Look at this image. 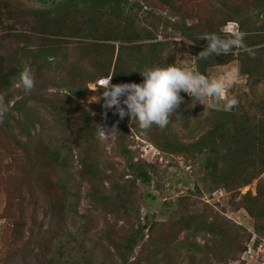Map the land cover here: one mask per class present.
<instances>
[{"label": "rangeland", "instance_id": "rangeland-1", "mask_svg": "<svg viewBox=\"0 0 264 264\" xmlns=\"http://www.w3.org/2000/svg\"><path fill=\"white\" fill-rule=\"evenodd\" d=\"M12 1L33 6L30 0ZM263 5L264 0H129L124 13L104 25V31H114L113 40L66 38L67 43L45 68L40 67L39 60L35 62L30 51H20L35 85L25 93L18 87L19 79L12 81L8 108L20 101L18 107L25 119L23 123L10 119L20 113L11 110L0 123V264H264V202L250 204L257 218L245 209L248 201L242 199L247 192L256 196L264 173L239 188L217 186L204 176L198 161L157 145L162 141L160 128L153 125L142 130L138 122L127 116L121 119L114 109L103 108V99H95L101 96V87L110 76L97 79L92 73L93 68L108 66L110 53L104 47L93 51L87 44L98 41L114 46L110 71L118 47L128 44L115 41L116 37L132 38L130 44L160 43L166 65L196 71L192 46L197 42L191 38L228 33L238 25L236 20H227L228 16H244L245 29L257 35L264 23L253 15ZM17 13L21 15L17 17ZM17 13L13 12L6 24L0 22V60L14 56L25 35H36L31 34L28 21L32 19ZM107 21L101 19L100 23ZM262 45L257 42L252 48ZM125 53L131 54L130 49ZM9 63L0 64V74ZM238 68L234 59L209 67L206 76L219 79L230 73L236 77L228 96L239 102L232 111L246 134L264 122V81L250 89ZM91 76L97 80L87 82ZM142 82L140 74L137 83ZM70 88L80 90L79 94ZM180 95L183 100L167 125L168 139L179 146L204 134L214 111H221L194 103L195 99L183 91ZM87 119L94 122L95 131L93 139L85 142L75 135L80 136L78 130ZM27 131L30 138H24ZM9 134L19 142L8 143ZM46 147L62 152L63 167L51 171L41 167L38 159L27 161L26 155ZM83 159L99 170L95 184H90V176L85 180ZM132 163L143 166L150 182L134 180L129 167ZM63 202L69 209L61 213ZM138 216L151 230H143L132 251L117 250L114 245L122 243ZM50 217L55 231L67 229L54 239L45 233ZM187 224L190 227L184 229ZM245 243L253 250L237 254Z\"/></svg>", "mask_w": 264, "mask_h": 264}, {"label": "trees", "instance_id": "trees-1", "mask_svg": "<svg viewBox=\"0 0 264 264\" xmlns=\"http://www.w3.org/2000/svg\"><path fill=\"white\" fill-rule=\"evenodd\" d=\"M30 1L33 6L24 5L23 3L15 5L12 0H0L1 25H4V23L6 24L5 21L10 20V18L13 17V12H20L32 19L31 21H28L33 29L31 34H36L35 36L29 35L30 37L25 35L27 41H24L26 38L23 41L21 40V43H23L21 44V47L18 48L16 54L14 55L15 57L12 56L10 59L5 58L0 60V64H3L6 60L10 61L9 68H7L4 73L0 74V94L4 96V101L7 106H9V101L13 97V90H11L12 81L18 80L21 70L25 66L29 65L25 63L26 60H22L23 57L21 56L23 55L20 51L24 49L28 52L30 51L31 54H33L32 57L35 59V62H39L40 67L45 68L48 60L56 57L63 45L67 43V40H65L66 38L80 37L89 40H113L111 36L114 34V31H110L108 29L104 31V25L114 22L117 17L122 15L129 2V0ZM20 15L21 14L19 13L16 14L17 17ZM253 17L261 19L264 23V5L261 6L259 11L255 13ZM251 18L252 16L249 17V19ZM101 19H108V21L100 23ZM227 20H236L238 29L246 34L244 37V43L252 49L254 56L249 55L247 52H242L239 49L233 48V50L227 55H213L209 56L207 59H199L197 55L199 52L204 50L207 45V41L197 39L196 37L191 38L197 42L196 45L192 46V51L195 55L196 71L206 76V70L209 67L218 64L222 65L236 59L239 62L238 69L240 75L245 77L246 86L252 89L264 81V28L261 29L260 33L257 32L259 34L256 35L254 33L252 34L251 30L245 29L244 23H246V19H244V16L238 18L228 16ZM227 20L225 19L222 24H224ZM11 22L15 27L18 26L17 22ZM216 33L222 37L226 34L221 32ZM14 36H20V34H16ZM250 39L258 40L255 43H253L254 41L248 43L247 40ZM114 40H121L122 42H127L128 44L120 45L118 47V53L113 63L112 71L109 70V66L112 65L114 46L103 45L98 41H95V44L87 43L89 48H93V51L95 49H99V47H104V49L110 53L111 59L109 60L108 66H105L103 70L93 68L92 75H96L95 78L100 79L110 76L113 84L125 81L137 83L140 76L139 72L144 70L145 65H149L150 67H165L166 63L161 57L164 48L160 47V43L130 44L129 42L133 41L132 38L129 39L119 37L114 38ZM257 42L263 45L259 48H252V46H254ZM129 49L131 54L125 53V51ZM235 51H237L236 54H234ZM126 57H130L133 63H131L132 61L127 62L125 59ZM1 70L2 67H0V71ZM97 79H94V77L91 76V78L86 81L92 82ZM69 90L70 92H75L76 94H79L80 92V90L75 91L72 88ZM29 98L33 99L34 97ZM26 100H28V98H26ZM41 102H44V99H42ZM20 103V101H15L12 107H9V111L5 114V116L9 115L11 110L19 113L20 109L18 105ZM108 112L109 114H112V111L108 110ZM214 113L215 114L213 119H211L210 126L207 131L200 135L195 141L185 143L180 146L175 144L174 141L170 142L168 139V128L166 127L161 130L160 138L162 141L158 142L157 145L166 152L184 153L192 160L198 161L205 172L204 176L211 178L212 182L217 186L220 185L230 188V186L235 185V187L237 186L239 188L240 186L250 183L253 179L264 173V122L261 121L257 128H253L252 131H247L245 134L246 128L244 129L241 127V123L237 124L239 119L232 110H221L219 112L214 111ZM24 117L25 115L21 111L16 117L13 115L10 119L15 120L17 123H23L25 119ZM6 121L8 122V119ZM94 126V122L87 119L86 122H84V125L80 127L81 129L78 130V135L80 136L74 134L75 137L78 139L79 137L83 138L85 142L92 140L95 131ZM249 133H251V135ZM243 134L245 135L243 136ZM10 136L12 139L8 138V143L14 141L19 142V139H17L16 136ZM24 138H30L28 131L25 132ZM83 150L86 151V148H83ZM79 154L81 155L80 151ZM26 159L30 163H32L31 161L38 159L42 165L41 167L46 166L51 171L55 170L57 167H63V165H65V157L62 155V152L51 147L39 148L36 151V154L29 153L26 155ZM81 163L85 174V180H89L90 176V184H95L94 179L97 180L99 178L96 177L97 171L99 170L87 163L85 159L81 160ZM129 167L132 169L134 180L139 179L142 183L150 182V174L143 168V166H137L132 163ZM263 186L264 181H260L256 196H250L249 192L242 195V199H246L248 201V203L244 205L245 209L250 211V213L257 218L258 216L253 214V209L250 204L253 203L256 205L260 204L261 201L264 202ZM65 188L66 185L64 184V189ZM91 196H93V194H91ZM122 206H125L124 202ZM68 209L69 205L67 202L65 204L63 202V204H60L59 206L61 213L67 212ZM124 209L128 211L127 207H124ZM50 218L49 226L45 233L48 234L50 239H54L57 235L61 234V230L65 232L67 229L66 227L64 229L62 227L59 231H55L56 227L51 228L53 226V217ZM63 226H65L64 223ZM149 227L151 230V226L147 223H140V218L138 216L137 222H135L130 231L126 233L122 243L115 244V248L117 250L123 249L125 251H132L138 240H140L143 235V230ZM189 227L190 225L187 224L184 229H188ZM205 229L210 233H214L208 227ZM247 240L248 239H246V241ZM256 244L257 242L255 241L253 246L256 247ZM246 246L247 243L238 249L237 254L244 253L247 249Z\"/></svg>", "mask_w": 264, "mask_h": 264}, {"label": "clouds", "instance_id": "clouds-1", "mask_svg": "<svg viewBox=\"0 0 264 264\" xmlns=\"http://www.w3.org/2000/svg\"><path fill=\"white\" fill-rule=\"evenodd\" d=\"M245 35L238 25L232 26L224 37L206 33L201 39L206 40L207 45L197 56L207 59L213 55H227L233 48L254 56L252 49L244 43ZM139 73L143 77V82L139 84H111V77L107 78L101 87V96L95 100L103 99V108L114 109L121 119L129 117L145 131L153 125L161 130L167 127L170 116L183 100L181 91L194 98V103H200L209 110L231 111L239 103L235 97L228 96L236 80L230 73L223 78L209 79L198 71L182 69L174 64L153 66ZM34 85L32 70L25 66L19 73L18 87L30 93ZM8 111L4 96L0 94V123Z\"/></svg>", "mask_w": 264, "mask_h": 264}, {"label": "built area", "instance_id": "built-area-1", "mask_svg": "<svg viewBox=\"0 0 264 264\" xmlns=\"http://www.w3.org/2000/svg\"><path fill=\"white\" fill-rule=\"evenodd\" d=\"M253 245H254V243H253ZM259 245L262 246L261 244H259ZM259 245H258V248L260 247ZM255 248H256V247H255ZM260 248H261V247H260ZM252 250H253L252 247L249 245L248 248H247V250L245 251V253H246V252L249 253V252H251ZM243 259H244V257H243Z\"/></svg>", "mask_w": 264, "mask_h": 264}]
</instances>
